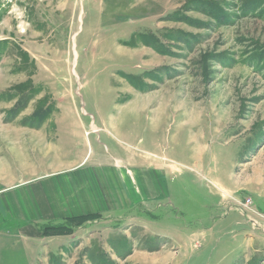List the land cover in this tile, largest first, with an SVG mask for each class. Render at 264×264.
Returning <instances> with one entry per match:
<instances>
[{
    "label": "rangeland",
    "instance_id": "374dc122",
    "mask_svg": "<svg viewBox=\"0 0 264 264\" xmlns=\"http://www.w3.org/2000/svg\"><path fill=\"white\" fill-rule=\"evenodd\" d=\"M80 164L123 218L13 205ZM0 264H264V0H0Z\"/></svg>",
    "mask_w": 264,
    "mask_h": 264
},
{
    "label": "crops",
    "instance_id": "0c3cea01",
    "mask_svg": "<svg viewBox=\"0 0 264 264\" xmlns=\"http://www.w3.org/2000/svg\"><path fill=\"white\" fill-rule=\"evenodd\" d=\"M82 165H77L75 168L82 169L69 177L49 180L47 190L43 188L32 190L33 192L37 190V194L33 195L24 194L23 191L17 193L15 199H12L13 205L16 208L41 206L44 209L46 205L45 210L50 212L49 216L58 218L60 216L56 213L55 208L68 212H96L105 216L117 214L119 218H123L121 208L125 207L131 199L128 195H121V193L124 194L122 191L125 189L118 185L119 177L116 173L111 170H99L96 167H82ZM150 188V191L154 190L152 187ZM29 192L31 191L29 190ZM45 196H47L46 201H43ZM125 211H129V209ZM101 221L102 219H99L97 223Z\"/></svg>",
    "mask_w": 264,
    "mask_h": 264
},
{
    "label": "trees",
    "instance_id": "16d2710c",
    "mask_svg": "<svg viewBox=\"0 0 264 264\" xmlns=\"http://www.w3.org/2000/svg\"><path fill=\"white\" fill-rule=\"evenodd\" d=\"M88 218H92V216H81V217H79V218H77V221H82V222H84V221H86V220H88ZM60 226V225H59ZM59 226H57V225H50V226H48V228L49 229H54V230H56V229H58V228H60Z\"/></svg>",
    "mask_w": 264,
    "mask_h": 264
}]
</instances>
